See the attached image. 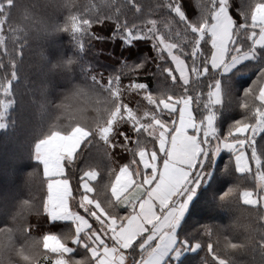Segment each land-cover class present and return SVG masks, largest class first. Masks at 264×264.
<instances>
[{
	"label": "snow or ice",
	"instance_id": "1",
	"mask_svg": "<svg viewBox=\"0 0 264 264\" xmlns=\"http://www.w3.org/2000/svg\"><path fill=\"white\" fill-rule=\"evenodd\" d=\"M128 4L131 17L110 0H0V129L31 41L52 30L72 45L49 62L63 100L51 108L45 84L30 195L0 224V264H190L200 252L198 264H264V0ZM96 26L154 55L105 75L88 58L105 40ZM225 100L239 109L227 127ZM225 208L238 215L216 223Z\"/></svg>",
	"mask_w": 264,
	"mask_h": 264
},
{
	"label": "trees",
	"instance_id": "2",
	"mask_svg": "<svg viewBox=\"0 0 264 264\" xmlns=\"http://www.w3.org/2000/svg\"><path fill=\"white\" fill-rule=\"evenodd\" d=\"M41 3L47 0H40ZM92 0H75L78 6L91 3ZM100 0H96L99 3ZM120 5H124L129 16L135 15L134 9L128 4V0H110ZM137 3L145 4L154 2V0H136ZM240 0H237L239 7ZM194 6L195 0H191ZM237 7V10H238ZM47 14L52 22H59L64 19L66 13L55 8H48ZM101 35L105 37L103 42L93 41L92 50L89 53V59L93 60L97 69L104 71L105 75L119 67L123 59L130 62L137 61L140 58H148L154 53L151 51L152 45L140 42H131L124 44L117 38L108 39L110 32L95 27ZM32 52L26 53L24 62L18 67L19 80L13 84V93L15 103L7 114V127L0 129V224L16 210L20 202L30 195V189L26 182V176L35 161L31 158L32 145L34 138L42 130L41 112L42 104L46 102L44 95V86L48 84L49 94L48 102L53 94L59 92L64 84L61 83L59 76H52L48 72L49 62L55 60V50L68 51L72 45L68 34L57 31L40 32L35 39L31 41ZM41 53L47 57V61L41 60ZM69 54H71L69 52ZM151 81V77H140ZM127 83V79L124 81ZM217 121L221 122L223 127L232 119L239 118V109L225 100L224 104L217 105L215 108ZM227 159V157H225ZM20 164V166H19ZM5 175V177H4ZM7 179L6 181L4 179ZM222 215L217 217L216 223L230 224L237 212L229 208L222 209ZM195 219L202 223H212L205 217L198 216ZM189 255L190 264H198L200 256ZM241 262H247L250 257L240 255L237 257Z\"/></svg>",
	"mask_w": 264,
	"mask_h": 264
},
{
	"label": "clouds",
	"instance_id": "3",
	"mask_svg": "<svg viewBox=\"0 0 264 264\" xmlns=\"http://www.w3.org/2000/svg\"><path fill=\"white\" fill-rule=\"evenodd\" d=\"M64 87H66V86H64ZM62 100H63V94H59V95H58V93L53 94L51 96L50 102H49L50 107L55 109L59 104H61Z\"/></svg>",
	"mask_w": 264,
	"mask_h": 264
},
{
	"label": "rangeland",
	"instance_id": "4",
	"mask_svg": "<svg viewBox=\"0 0 264 264\" xmlns=\"http://www.w3.org/2000/svg\"><path fill=\"white\" fill-rule=\"evenodd\" d=\"M19 166H20V164H19ZM4 177H5V175H4ZM4 179V178H3ZM5 181L7 180V179H4ZM1 182V181H0ZM1 184V183H0Z\"/></svg>",
	"mask_w": 264,
	"mask_h": 264
}]
</instances>
